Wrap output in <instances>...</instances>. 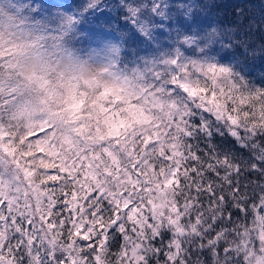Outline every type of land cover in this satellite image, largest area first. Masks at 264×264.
I'll return each instance as SVG.
<instances>
[{
    "label": "snow or ice",
    "instance_id": "obj_1",
    "mask_svg": "<svg viewBox=\"0 0 264 264\" xmlns=\"http://www.w3.org/2000/svg\"><path fill=\"white\" fill-rule=\"evenodd\" d=\"M199 7L118 0L79 55L104 0H0V264H264V82Z\"/></svg>",
    "mask_w": 264,
    "mask_h": 264
},
{
    "label": "trees",
    "instance_id": "obj_2",
    "mask_svg": "<svg viewBox=\"0 0 264 264\" xmlns=\"http://www.w3.org/2000/svg\"><path fill=\"white\" fill-rule=\"evenodd\" d=\"M44 2L63 4L67 8L74 7L81 0ZM104 2L109 5V9L92 24L84 25L83 31L86 34L110 32V37L114 38L118 35V29L124 30L118 14L110 11L118 0ZM195 2L200 6L196 9L199 13L196 17L197 23L202 28L216 30L215 42L209 46V54L225 66H234L256 84L264 82V0H195ZM87 42L86 38L82 43H75L72 47L77 50V54L85 55ZM143 54L141 52V55ZM214 142L221 147H235L233 138L227 134L223 137L215 136ZM248 179L257 177L250 176Z\"/></svg>",
    "mask_w": 264,
    "mask_h": 264
},
{
    "label": "rangeland",
    "instance_id": "obj_3",
    "mask_svg": "<svg viewBox=\"0 0 264 264\" xmlns=\"http://www.w3.org/2000/svg\"><path fill=\"white\" fill-rule=\"evenodd\" d=\"M50 4H57V3H50ZM86 37H90V38H87L88 39V45H87V47H86V49H85V55H86V53H87V51L89 50V48L88 47H96L97 46V41L99 40V39H113V38H111L110 36H100V35H97V33H89V34H86Z\"/></svg>",
    "mask_w": 264,
    "mask_h": 264
}]
</instances>
